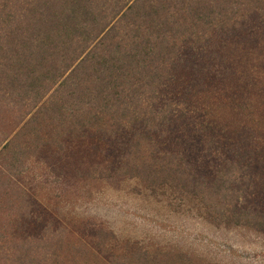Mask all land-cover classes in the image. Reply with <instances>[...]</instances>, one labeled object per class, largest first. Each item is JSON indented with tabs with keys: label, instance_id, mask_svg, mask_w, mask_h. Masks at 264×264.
<instances>
[{
	"label": "trees",
	"instance_id": "1",
	"mask_svg": "<svg viewBox=\"0 0 264 264\" xmlns=\"http://www.w3.org/2000/svg\"><path fill=\"white\" fill-rule=\"evenodd\" d=\"M260 41L264 0H0V114L13 112L17 124L30 114L22 135L38 150L66 156V138L76 158L91 149L65 176L49 165L55 187L137 176L200 196L263 233V125L242 121L243 103L227 89L236 82L232 46ZM210 102L241 120L217 126ZM23 171L0 169V264L57 263L63 243L87 239L65 228L9 230L11 221L39 220L30 214L36 197L17 180ZM98 246L89 250L94 264L107 253ZM142 250L120 264L158 258Z\"/></svg>",
	"mask_w": 264,
	"mask_h": 264
},
{
	"label": "rangeland",
	"instance_id": "2",
	"mask_svg": "<svg viewBox=\"0 0 264 264\" xmlns=\"http://www.w3.org/2000/svg\"><path fill=\"white\" fill-rule=\"evenodd\" d=\"M230 52L228 63L236 71V82L230 83L228 94H236L242 101L243 107L236 103L243 111L242 121L257 116L264 131V41L246 49L233 45ZM226 104L210 102L209 106L217 126L225 124V128L232 129L241 119ZM29 117L30 114L17 124L13 112L0 114V169L24 170L17 180L34 194L39 204L30 210L32 221L39 219L36 224L21 225L22 220H15L9 230L27 236L37 235L45 227L65 228L87 239L83 242L86 249L63 243L59 260L54 264H60L64 254H68L66 264H94L89 250H99L98 245L107 251L98 258L101 264H109L110 256L119 259L111 261L114 264L133 262L126 258L140 247L142 251L149 250L150 257H158L148 264H264V232L228 214H217L191 192L168 184L149 185L137 176L110 177L91 184L63 180L59 188L53 186L54 172L59 177L65 176L75 162L91 158L93 152L86 145L84 159L81 154L76 158L71 146H67L71 141L68 138L64 139L66 156H56L54 146L38 150L28 136L22 135L28 131L25 123ZM96 139L92 135L90 141ZM25 142L28 148L24 147ZM14 156L20 163L12 168ZM49 165L56 168L53 173ZM100 225L101 236L94 238Z\"/></svg>",
	"mask_w": 264,
	"mask_h": 264
}]
</instances>
